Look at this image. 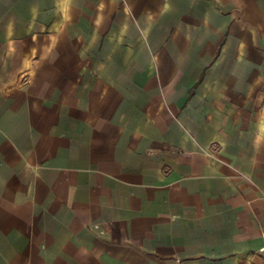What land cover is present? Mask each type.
I'll list each match as a JSON object with an SVG mask.
<instances>
[{"label": "crops", "instance_id": "obj_1", "mask_svg": "<svg viewBox=\"0 0 264 264\" xmlns=\"http://www.w3.org/2000/svg\"><path fill=\"white\" fill-rule=\"evenodd\" d=\"M264 0H0V264H264Z\"/></svg>", "mask_w": 264, "mask_h": 264}, {"label": "built area", "instance_id": "obj_2", "mask_svg": "<svg viewBox=\"0 0 264 264\" xmlns=\"http://www.w3.org/2000/svg\"><path fill=\"white\" fill-rule=\"evenodd\" d=\"M262 251H264V248L262 249Z\"/></svg>", "mask_w": 264, "mask_h": 264}]
</instances>
